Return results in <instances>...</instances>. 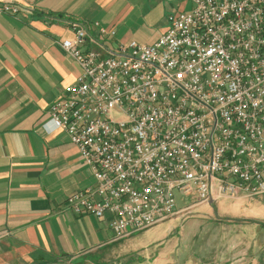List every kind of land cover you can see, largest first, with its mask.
<instances>
[{
  "label": "built area",
  "instance_id": "built-area-1",
  "mask_svg": "<svg viewBox=\"0 0 264 264\" xmlns=\"http://www.w3.org/2000/svg\"><path fill=\"white\" fill-rule=\"evenodd\" d=\"M152 43L70 23L80 68L49 107L95 181L68 196L119 241L221 198L264 194V0H185ZM20 7L0 0V15ZM177 194L190 205L177 207Z\"/></svg>",
  "mask_w": 264,
  "mask_h": 264
},
{
  "label": "crops",
  "instance_id": "crops-1",
  "mask_svg": "<svg viewBox=\"0 0 264 264\" xmlns=\"http://www.w3.org/2000/svg\"><path fill=\"white\" fill-rule=\"evenodd\" d=\"M5 1L20 11L0 15V264H83L117 241L107 220L77 215L66 205L68 196L95 179L67 133L45 125L50 105L80 73L60 41L73 37L70 23L77 21L92 36L95 22L116 31L104 38L105 53L118 41L152 43L169 27V14L190 4ZM241 235H219L209 264L264 263V244Z\"/></svg>",
  "mask_w": 264,
  "mask_h": 264
},
{
  "label": "rangeland",
  "instance_id": "rangeland-1",
  "mask_svg": "<svg viewBox=\"0 0 264 264\" xmlns=\"http://www.w3.org/2000/svg\"><path fill=\"white\" fill-rule=\"evenodd\" d=\"M177 201L179 209L191 202L183 201L180 194ZM228 232L242 233V241L264 244V194L192 206L175 218L117 241L112 248L90 253L83 264H209L210 253L219 246L220 239L217 244L216 239Z\"/></svg>",
  "mask_w": 264,
  "mask_h": 264
},
{
  "label": "water",
  "instance_id": "water-1",
  "mask_svg": "<svg viewBox=\"0 0 264 264\" xmlns=\"http://www.w3.org/2000/svg\"><path fill=\"white\" fill-rule=\"evenodd\" d=\"M213 201H211L210 203H212Z\"/></svg>",
  "mask_w": 264,
  "mask_h": 264
}]
</instances>
